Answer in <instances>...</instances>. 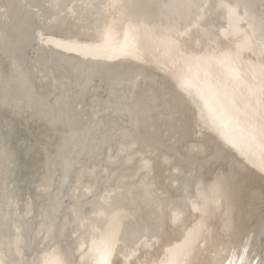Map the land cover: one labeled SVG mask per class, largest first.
Wrapping results in <instances>:
<instances>
[{
  "label": "bare ground",
  "instance_id": "6f19581e",
  "mask_svg": "<svg viewBox=\"0 0 264 264\" xmlns=\"http://www.w3.org/2000/svg\"><path fill=\"white\" fill-rule=\"evenodd\" d=\"M0 264H264V0H0Z\"/></svg>",
  "mask_w": 264,
  "mask_h": 264
}]
</instances>
